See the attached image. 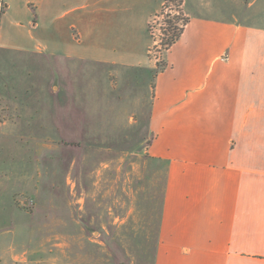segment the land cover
Listing matches in <instances>:
<instances>
[{
    "label": "crops",
    "instance_id": "1",
    "mask_svg": "<svg viewBox=\"0 0 264 264\" xmlns=\"http://www.w3.org/2000/svg\"><path fill=\"white\" fill-rule=\"evenodd\" d=\"M5 2L0 52L37 66L0 84L15 117H149L147 151L164 163L152 264H264V28L202 2L142 81L161 0ZM23 20L29 29L10 28ZM87 72L100 80H80ZM47 218L31 228L71 224L65 211Z\"/></svg>",
    "mask_w": 264,
    "mask_h": 264
},
{
    "label": "rangeland",
    "instance_id": "2",
    "mask_svg": "<svg viewBox=\"0 0 264 264\" xmlns=\"http://www.w3.org/2000/svg\"><path fill=\"white\" fill-rule=\"evenodd\" d=\"M161 1L149 26L155 65L151 74L137 75L141 80H153L166 63L167 21L180 17L177 24H182L186 9L202 2L264 28V0H184L179 9L173 0ZM29 26L23 20L10 28ZM6 30L0 17V34ZM37 61L46 76L48 59ZM33 62L21 64L0 52V84L15 81L16 72ZM102 76V82L116 80L115 74ZM100 77L88 73L80 80ZM6 102L0 101V264H152L164 163L147 151L149 117H15L14 106ZM53 210L68 212L67 232L31 228L51 220L47 215ZM80 219L85 230L73 233Z\"/></svg>",
    "mask_w": 264,
    "mask_h": 264
},
{
    "label": "trees",
    "instance_id": "3",
    "mask_svg": "<svg viewBox=\"0 0 264 264\" xmlns=\"http://www.w3.org/2000/svg\"><path fill=\"white\" fill-rule=\"evenodd\" d=\"M173 1L178 7L177 9H179V7L184 3V0H173ZM179 13H181L180 10H179ZM178 19H180V17H177L176 19L172 18L167 21L168 27L165 29L166 37L163 38V45L165 46L166 49H169L179 39V37L184 31L186 24L189 21V17L184 18L182 24L179 25L177 24ZM166 65L167 63H165L163 68Z\"/></svg>",
    "mask_w": 264,
    "mask_h": 264
},
{
    "label": "built area",
    "instance_id": "4",
    "mask_svg": "<svg viewBox=\"0 0 264 264\" xmlns=\"http://www.w3.org/2000/svg\"><path fill=\"white\" fill-rule=\"evenodd\" d=\"M6 6L5 0H0V17H2L3 13L5 12Z\"/></svg>",
    "mask_w": 264,
    "mask_h": 264
}]
</instances>
